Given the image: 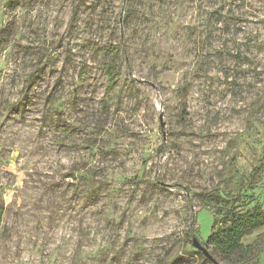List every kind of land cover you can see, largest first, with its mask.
I'll list each match as a JSON object with an SVG mask.
<instances>
[{
  "label": "rangeland",
  "instance_id": "obj_1",
  "mask_svg": "<svg viewBox=\"0 0 264 264\" xmlns=\"http://www.w3.org/2000/svg\"><path fill=\"white\" fill-rule=\"evenodd\" d=\"M263 168L264 0H0V264H204Z\"/></svg>",
  "mask_w": 264,
  "mask_h": 264
},
{
  "label": "trees",
  "instance_id": "obj_2",
  "mask_svg": "<svg viewBox=\"0 0 264 264\" xmlns=\"http://www.w3.org/2000/svg\"><path fill=\"white\" fill-rule=\"evenodd\" d=\"M114 48L112 49L113 51ZM122 52L125 53V50L123 49ZM116 68L117 66L110 62L105 64V72L108 80L107 92L115 83ZM162 149L159 147L160 151ZM262 171H264V168ZM177 184L174 183V185ZM185 190H187L186 187ZM263 226L264 210L254 209L252 211L239 212L226 208L221 209V211H218V217L214 218L212 231L207 237V244L213 246L212 250H208L215 258L214 251H217L220 254V260H229L231 255L243 249V238ZM195 231V217H192L188 223V228L184 232V238L187 242H190V237L195 234ZM197 253L203 258L204 264H213L201 251L197 250ZM163 264H173V262H163Z\"/></svg>",
  "mask_w": 264,
  "mask_h": 264
},
{
  "label": "water",
  "instance_id": "obj_3",
  "mask_svg": "<svg viewBox=\"0 0 264 264\" xmlns=\"http://www.w3.org/2000/svg\"><path fill=\"white\" fill-rule=\"evenodd\" d=\"M165 184V183H164ZM192 246L202 252V254L213 264H221L208 250V248L200 242V240L195 236H191L190 238Z\"/></svg>",
  "mask_w": 264,
  "mask_h": 264
}]
</instances>
